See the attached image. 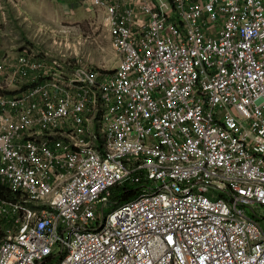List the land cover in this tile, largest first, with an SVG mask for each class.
<instances>
[{"label": "built area", "instance_id": "built-area-1", "mask_svg": "<svg viewBox=\"0 0 264 264\" xmlns=\"http://www.w3.org/2000/svg\"><path fill=\"white\" fill-rule=\"evenodd\" d=\"M76 1L113 72L0 55V264H264V0Z\"/></svg>", "mask_w": 264, "mask_h": 264}, {"label": "rangeland", "instance_id": "rangeland-1", "mask_svg": "<svg viewBox=\"0 0 264 264\" xmlns=\"http://www.w3.org/2000/svg\"><path fill=\"white\" fill-rule=\"evenodd\" d=\"M0 6L3 7L7 19H12L13 14L9 9L13 5H7L0 0ZM2 16L0 15L1 18ZM23 17L25 15L21 18ZM65 18L58 25L49 22L45 32L40 31L36 24L20 28L14 20L7 28H0V53L16 58L34 48L59 57V63L67 62L72 68L81 65L107 74L113 72L117 57L103 25L102 11L77 3L71 9V14H66Z\"/></svg>", "mask_w": 264, "mask_h": 264}, {"label": "crops", "instance_id": "crops-1", "mask_svg": "<svg viewBox=\"0 0 264 264\" xmlns=\"http://www.w3.org/2000/svg\"><path fill=\"white\" fill-rule=\"evenodd\" d=\"M3 3L13 5L9 9V12L11 11V14H13V18L8 20L3 7L0 6V15H3L2 18L0 17V28H3V26L7 28L11 22L14 23V20H16L20 28L36 24L39 26L37 28L40 31L45 32L48 30L49 22L58 25L61 21H65V15L71 14V9L79 2L76 0H3ZM22 15H25V18H21ZM1 35L0 38H2ZM0 55L5 54L0 53Z\"/></svg>", "mask_w": 264, "mask_h": 264}, {"label": "trees", "instance_id": "trees-1", "mask_svg": "<svg viewBox=\"0 0 264 264\" xmlns=\"http://www.w3.org/2000/svg\"><path fill=\"white\" fill-rule=\"evenodd\" d=\"M138 188L134 186L117 187L112 190L113 199L119 200V203H124L135 196Z\"/></svg>", "mask_w": 264, "mask_h": 264}]
</instances>
